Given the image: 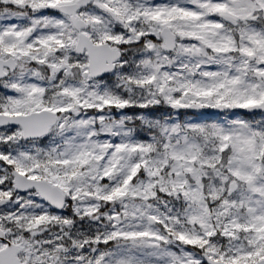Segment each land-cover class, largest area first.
Segmentation results:
<instances>
[{
	"label": "snow or ice",
	"instance_id": "obj_1",
	"mask_svg": "<svg viewBox=\"0 0 264 264\" xmlns=\"http://www.w3.org/2000/svg\"><path fill=\"white\" fill-rule=\"evenodd\" d=\"M0 264H264V0H0Z\"/></svg>",
	"mask_w": 264,
	"mask_h": 264
},
{
	"label": "water",
	"instance_id": "obj_2",
	"mask_svg": "<svg viewBox=\"0 0 264 264\" xmlns=\"http://www.w3.org/2000/svg\"><path fill=\"white\" fill-rule=\"evenodd\" d=\"M210 111V110H209ZM241 111H243V110H241Z\"/></svg>",
	"mask_w": 264,
	"mask_h": 264
}]
</instances>
